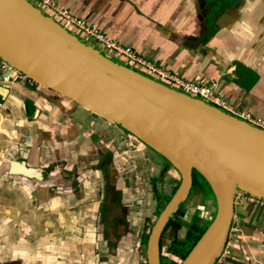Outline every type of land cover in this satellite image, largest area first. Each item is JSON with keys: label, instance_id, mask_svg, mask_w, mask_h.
Returning a JSON list of instances; mask_svg holds the SVG:
<instances>
[{"label": "crops", "instance_id": "1", "mask_svg": "<svg viewBox=\"0 0 264 264\" xmlns=\"http://www.w3.org/2000/svg\"><path fill=\"white\" fill-rule=\"evenodd\" d=\"M53 1L264 121V0ZM7 74L0 66V263L148 264L152 228L138 216L178 170L109 119ZM216 264H264V207L235 201Z\"/></svg>", "mask_w": 264, "mask_h": 264}, {"label": "water", "instance_id": "2", "mask_svg": "<svg viewBox=\"0 0 264 264\" xmlns=\"http://www.w3.org/2000/svg\"><path fill=\"white\" fill-rule=\"evenodd\" d=\"M0 57L38 85L116 123L178 170L180 184L149 234L148 264H162V235L192 192L194 170L211 187L217 209L181 264H216L238 191L264 199V129L120 62L30 0H0Z\"/></svg>", "mask_w": 264, "mask_h": 264}, {"label": "built area", "instance_id": "3", "mask_svg": "<svg viewBox=\"0 0 264 264\" xmlns=\"http://www.w3.org/2000/svg\"><path fill=\"white\" fill-rule=\"evenodd\" d=\"M41 10L51 17H56L59 22L68 30L85 40L86 42L99 48L113 58L124 62L131 68L141 73H148L157 81L181 90L188 95L198 97L208 103H211L227 112L237 115L229 102L222 96H218L214 84L208 85L200 82L184 80L176 74L164 69L159 64L140 55L137 50L130 45H122L116 40L109 38L106 34L95 28L92 24L82 18L74 16L68 10L60 7L53 0H35ZM0 66L8 71L5 80H19L29 84H37L33 79L20 72L0 57ZM243 120L264 129L263 120H255L250 116H241ZM249 202L259 204L264 207V199L258 198L243 191H238L235 201ZM226 251V248L224 252ZM223 252V253H224ZM219 260V259H218ZM217 260V261H218Z\"/></svg>", "mask_w": 264, "mask_h": 264}, {"label": "rangeland", "instance_id": "4", "mask_svg": "<svg viewBox=\"0 0 264 264\" xmlns=\"http://www.w3.org/2000/svg\"><path fill=\"white\" fill-rule=\"evenodd\" d=\"M165 162L166 164H169L168 161ZM146 180L148 181V178H146ZM201 185L202 186H200V190L194 188L193 191L190 193L188 200L185 202L183 206L184 214L176 217V220H179L181 223L184 224V228L181 229L179 232H176L172 227H170L162 236V241H163V248L161 253L162 264H173L174 262H175L174 264H179L180 262H182L180 257H176L172 255L170 246L173 239L176 238L177 236L179 238L184 237L186 232V224L192 218L198 221L199 226H201L202 228H206L211 224L212 219L216 215V209H217L216 201H207L206 198H204V196L207 195V198L213 200H215V197L212 194V191L210 190L209 186L204 181H202ZM158 187H159L158 190L159 192H161V196H163V199L161 201L159 200L157 201L155 195L153 197L151 196L153 194V190H152V194L151 191L149 190L147 192V195L149 197L146 199L147 202L146 208L144 212L140 216H138L140 219L139 221L144 223L145 226L148 227V230H150V228H153L159 216L158 215L159 212L161 211L162 208L166 206L165 203L169 198V196L173 193V188L175 186L174 184L169 185L167 181L163 180L159 182ZM196 213H198L199 216L196 215ZM171 260H173V262H171Z\"/></svg>", "mask_w": 264, "mask_h": 264}, {"label": "trees", "instance_id": "5", "mask_svg": "<svg viewBox=\"0 0 264 264\" xmlns=\"http://www.w3.org/2000/svg\"><path fill=\"white\" fill-rule=\"evenodd\" d=\"M167 161V160H166ZM170 164V163H169ZM202 181H204L208 186L209 184L207 183V181L205 180V178L196 170L193 171V188H197L200 190V186H202ZM180 184V181L178 183V185L175 187V189L173 190V193L169 196V198L167 199L165 205L169 202V200L172 198L173 194L175 193V191L177 190L178 186ZM210 190L211 187L209 186ZM212 191V190H211ZM213 194V192H212ZM204 196V195H203ZM204 198H207V195L204 196ZM185 204V203H184ZM183 204V206H184ZM183 206L180 208V210L176 213V215L170 219V221L168 222L164 233L170 228L172 227L176 232H179L181 229L184 228V224L181 223L179 220H176L177 216H181L184 214V210H183ZM164 208L161 209V211ZM161 211L159 212V214L161 213ZM199 213V212H198ZM196 213V215L199 216V214ZM158 214V215H159ZM206 228H202L201 226H199V223L197 220L195 219H191L187 224H186V232L183 238H179L178 236L176 238L173 239L171 246H170V250L173 256L176 257H180L181 260L183 261L187 255L189 254V252L193 249V247L196 245V243L198 242V240L201 238V236L203 235V233L205 232ZM163 233V235H164ZM162 235V236H163ZM148 240V238H147ZM161 253H162V248H163V241L161 240ZM171 262H173V260H171ZM162 263V261H161ZM175 263V262H174ZM173 263V264H174ZM182 262H180L179 264H181Z\"/></svg>", "mask_w": 264, "mask_h": 264}, {"label": "flooded vegetation", "instance_id": "6", "mask_svg": "<svg viewBox=\"0 0 264 264\" xmlns=\"http://www.w3.org/2000/svg\"><path fill=\"white\" fill-rule=\"evenodd\" d=\"M131 134V133H130ZM1 264V263H0Z\"/></svg>", "mask_w": 264, "mask_h": 264}]
</instances>
